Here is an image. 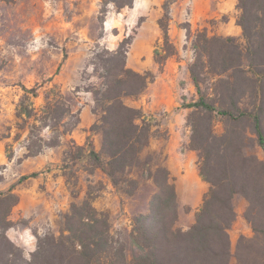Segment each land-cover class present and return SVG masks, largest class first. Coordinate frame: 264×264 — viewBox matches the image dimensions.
I'll use <instances>...</instances> for the list:
<instances>
[{"label": "rangeland", "instance_id": "374dc122", "mask_svg": "<svg viewBox=\"0 0 264 264\" xmlns=\"http://www.w3.org/2000/svg\"><path fill=\"white\" fill-rule=\"evenodd\" d=\"M163 1L135 0L132 7L116 11L103 7L102 0H0V192L13 187L18 197L8 217L12 226L6 232L15 230L17 236H24L27 231L33 252L37 239L60 236L71 204L89 194L92 206L107 214L111 234L123 244L126 258L131 260L138 253L131 243L132 218L148 213V202L156 190L152 181L141 177V169H131L126 177L137 186L129 195V187L114 186L93 167L86 150L79 156L75 150V146L91 147L96 152L101 149V134L91 132L100 115L93 111L94 93L106 82V52L115 51L121 42L128 43L126 68L155 76L141 95L123 99L126 106L141 110L150 126L151 136L142 157L151 156L152 165L166 167L173 147L182 153L188 150L192 133L219 136L234 129L235 133H253L250 120L234 125L216 111L204 113L187 107L198 100L189 72L197 33L233 37L244 46L237 25L238 0L175 2L167 23L174 55L160 68L154 51L164 44L159 25ZM200 90L216 108L226 97L212 82H204ZM245 107L243 100L238 108ZM28 112L35 116L28 119ZM192 125L199 128L193 131ZM63 132L67 134L62 136ZM73 133L86 137L84 142L77 143ZM247 145V155L264 161L256 143ZM27 147L40 153L27 156ZM196 156L198 161L197 152ZM32 173L37 176L18 183ZM177 203L174 227L186 231L193 224L190 209ZM233 204L241 213L248 206L241 196H235ZM239 222L231 227L230 235L237 237L243 226L250 227L243 217ZM250 240L241 255L248 264L252 260L264 264L263 237L254 238L253 234ZM14 246L17 250L11 259L17 261L21 251L23 258L30 260L28 250ZM235 252L234 246L230 264H239Z\"/></svg>", "mask_w": 264, "mask_h": 264}, {"label": "trees", "instance_id": "16d2710c", "mask_svg": "<svg viewBox=\"0 0 264 264\" xmlns=\"http://www.w3.org/2000/svg\"><path fill=\"white\" fill-rule=\"evenodd\" d=\"M134 1L101 3L105 8L121 11L132 7ZM177 1L164 0L162 4L164 15L159 25L164 44L154 51V61L160 68L174 55L168 43L167 23L170 8ZM236 9L244 46L233 37H208L205 32L195 36L192 44L195 55L189 72L198 100L187 107L204 113L216 111L234 125L242 119L250 120L253 133H235V129L219 136L192 133L187 149L198 153L199 174L209 184V190L190 228L182 231L174 227L178 203L166 167L152 165L151 156L142 157L151 136L150 126L142 111L126 106L123 99L141 95L155 76L126 68L128 43L123 41L115 51L106 52V82L94 93L93 111H99L100 115L91 132L101 134V149L96 152L91 147L75 146V150L77 156L86 150V158L93 167L114 186L129 187V195L137 186L136 181L126 177L131 169H141V177L152 181L156 190L148 202V213L132 218L131 243L138 253L131 260L126 258L123 244L111 234L107 214L92 206L88 194L81 202L71 204L58 238L37 239L30 260L24 259L21 251L17 261L11 259L17 249L7 239L6 230L12 226L8 217L18 204L11 187L0 192V264H229L232 257L229 231L236 220L235 196H241L248 204L243 218L254 238L261 235L264 239V161L245 153L247 142L252 141L264 153V0H238ZM204 82H212L225 92L220 107H214L202 94L200 87ZM56 96L62 99L60 94ZM243 100L246 107L239 109ZM34 116L32 112L26 113L28 119ZM197 127L192 125V130ZM26 150L27 156L40 153L29 147ZM36 176V173L22 176L18 183ZM250 242L243 236L238 239L235 257L239 264H248L241 249ZM249 264L260 263L252 260Z\"/></svg>", "mask_w": 264, "mask_h": 264}, {"label": "crops", "instance_id": "0c3cea01", "mask_svg": "<svg viewBox=\"0 0 264 264\" xmlns=\"http://www.w3.org/2000/svg\"><path fill=\"white\" fill-rule=\"evenodd\" d=\"M86 128H88L87 125ZM72 137L76 139L77 143L79 144H82L84 142V139L86 138L84 136L81 137L79 134H75V133L72 134ZM99 146L96 147L97 148L96 150L99 149ZM166 169L169 173L170 183L174 186V190L176 192V197L178 202L181 204V206H187L190 209V218H192L191 221L194 223L195 212L197 208L201 205L205 194L209 190V184L203 181L202 178L200 177L196 152L192 150H185V152L182 153L176 151L175 147L171 148L169 150ZM244 206L246 205L244 204ZM235 212H236V220L233 223L232 227H234L235 224L240 223L239 221L243 217V213L237 210H235ZM253 234L254 233L251 227H248L247 225L243 226L241 233L238 234L237 237L232 236L229 233L230 243H231V253L234 246L236 249V243L240 237L243 236L245 238L250 239L252 238ZM27 235H28L27 231L25 232L24 236L21 235V233H19V235L17 236L15 230L12 233L6 232V237L9 241H11L14 244H18L25 251L28 250V253H32L33 252V249H31L32 243L30 240L27 239L28 238Z\"/></svg>", "mask_w": 264, "mask_h": 264}]
</instances>
